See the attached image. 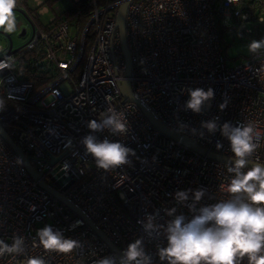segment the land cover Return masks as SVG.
Returning <instances> with one entry per match:
<instances>
[{
  "label": "built area",
  "instance_id": "built-area-1",
  "mask_svg": "<svg viewBox=\"0 0 264 264\" xmlns=\"http://www.w3.org/2000/svg\"><path fill=\"white\" fill-rule=\"evenodd\" d=\"M122 1L88 0L91 10L84 19L53 15L42 27L27 16L23 0H17L30 36L17 48L10 47L9 37L5 46L0 44V100L8 103L0 110V125L42 179L88 216L119 252L143 237L146 252L160 264L156 244L166 246V239L149 241L138 221L159 210L158 223H164L169 217L163 209L173 206L190 217L186 207L175 203L177 190L206 189L200 205L227 199L219 186L229 183L232 174L226 162L161 133L136 103L122 98L125 62L115 29ZM28 6L40 17L48 13L47 0H29ZM88 34L92 40L75 77ZM246 35L251 41L264 38V0H129L126 8L133 95L172 131L229 158V141L219 131L209 133L201 122H251L261 133L251 160L264 163V50L249 52L244 63L226 64L227 37ZM29 49L40 51L45 69L53 73L37 89L13 69L17 55ZM188 88H212L211 106L199 114L185 110ZM109 107L126 116L128 132L95 135L119 141L135 155L129 157L130 165L106 171L96 166L80 140L89 132L87 122ZM218 143L223 147L217 149ZM45 225L83 247L70 253L46 251L36 238ZM14 235L25 238V253L0 256V264H27L32 257L48 264H95L116 254L80 216L32 179L0 136V239L11 244ZM241 264H248L247 257Z\"/></svg>",
  "mask_w": 264,
  "mask_h": 264
},
{
  "label": "clouds",
  "instance_id": "clouds-1",
  "mask_svg": "<svg viewBox=\"0 0 264 264\" xmlns=\"http://www.w3.org/2000/svg\"><path fill=\"white\" fill-rule=\"evenodd\" d=\"M17 0H0V29L11 33L16 29L14 9ZM248 51L258 54L264 50V38L252 40ZM189 99L185 110L201 113L205 106L210 107L214 90L208 88H188ZM5 107L0 100V110ZM226 107L221 104L220 109ZM201 126L209 133L217 131L229 141L232 158L226 163L227 172L232 174L229 183L220 184L219 190L227 193V199L216 203L200 205L206 189L177 190L174 193L176 205L186 207L190 217L178 213L176 206L163 209L169 217L158 223L159 210L146 214L141 223L149 241L164 237L166 246L156 244V256L160 264H241L247 257L248 264H264V163H253L251 156L256 149V141L261 133L251 123L231 122L218 124L216 119L202 121ZM89 132L80 140L86 154H90L98 168L106 171L123 165H130L133 149L107 136L100 139L95 133L107 131L109 134L126 135L128 122L126 116L109 107L99 114V118L86 124ZM203 135V133H201ZM217 144V149L222 148ZM200 205V206H198ZM39 245L46 251L70 253L81 248L80 241L67 238L59 229L45 225L36 231ZM25 238L12 237V243L0 239V256L25 253ZM27 264H48L41 257H32ZM95 264H154L153 255L145 250L144 238L129 243L120 254H111L98 259Z\"/></svg>",
  "mask_w": 264,
  "mask_h": 264
},
{
  "label": "water",
  "instance_id": "water-1",
  "mask_svg": "<svg viewBox=\"0 0 264 264\" xmlns=\"http://www.w3.org/2000/svg\"><path fill=\"white\" fill-rule=\"evenodd\" d=\"M129 3V0L122 1L117 9L116 12V18H115V29L118 31L119 34V40L122 50V55L125 62V72H124V78L119 84L121 96L125 101H131L138 105L140 110L143 112L145 117L148 119V121L151 123L152 126H154L156 129H158L161 133H163L166 136H169L176 141L180 142L185 147L201 154L206 155L210 158H214L217 160H221L224 162H227L230 158L225 157L222 155H219L217 153L208 151L198 144L194 143L190 139L182 136L181 134L172 131L168 127H166L163 123H161L150 110H148L145 105H143L132 93L131 87H130V81L128 77L130 76L131 71V63H130V57L129 52L127 48L126 43V37H125V17H126V8ZM14 11H17L21 14L19 10L16 8ZM24 29L21 30L20 35L24 34ZM6 37H9V35H6ZM9 39V45L12 46V42ZM0 136L6 141V143L9 145V147L14 151V153L18 156L20 161L22 162L23 166L25 167L28 174L32 177L34 181L38 183L39 186L44 188L46 191H48L50 194H52L54 197H56L61 203H63L65 206H67L69 209L74 211L78 216H80L106 243L107 245L117 254L119 255L120 252L116 246H114L109 239L103 234V232L98 229L95 224L92 222V220L86 216L77 206H75L71 201H69L66 196L54 189L53 187L49 186L41 177V175L36 172L29 162L28 156L23 152V150L14 143V141L10 138V136L7 134V132L4 130V128L0 125ZM52 162L56 161V158L51 159ZM67 185L65 186V188Z\"/></svg>",
  "mask_w": 264,
  "mask_h": 264
},
{
  "label": "trees",
  "instance_id": "trees-1",
  "mask_svg": "<svg viewBox=\"0 0 264 264\" xmlns=\"http://www.w3.org/2000/svg\"><path fill=\"white\" fill-rule=\"evenodd\" d=\"M29 0H23V3L26 8L27 16L36 22L39 26L46 27L42 24L41 17L35 9H32L28 6ZM51 1L47 0V4ZM90 6L88 0H72L69 6H67L61 13H55V18H68L74 20H82L87 17L90 13ZM91 32V31H90ZM92 40V34H88L87 42L84 46L82 58L74 70V76L77 77L80 73L84 62V56L89 48V44ZM42 55L40 51L38 52L35 49H29L19 53L16 57V61L13 64V69L22 79H29L34 82V89H37L41 85L45 84L53 76V73L45 69L44 63L40 60ZM36 60H39L38 63H35ZM5 105L8 103L4 102Z\"/></svg>",
  "mask_w": 264,
  "mask_h": 264
},
{
  "label": "rangeland",
  "instance_id": "rangeland-1",
  "mask_svg": "<svg viewBox=\"0 0 264 264\" xmlns=\"http://www.w3.org/2000/svg\"><path fill=\"white\" fill-rule=\"evenodd\" d=\"M72 0H54L47 4L48 13L41 16L42 22H47L50 16H53L55 13H61ZM16 16V29L11 33H7L0 29V44L5 46L7 43L6 35H9L12 42V47L17 48L22 45L30 36V26L27 20L22 14L17 11H14ZM25 30V34L20 35L21 30ZM254 40V39H252ZM228 46L226 48V64L234 66L236 64H241L246 61V56L249 51L247 45L251 42V37L246 35L242 38L235 36V38L227 37Z\"/></svg>",
  "mask_w": 264,
  "mask_h": 264
}]
</instances>
